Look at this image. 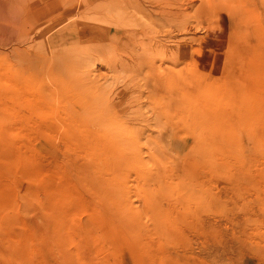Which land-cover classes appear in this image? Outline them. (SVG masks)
I'll list each match as a JSON object with an SVG mask.
<instances>
[{
	"label": "rangeland",
	"instance_id": "1",
	"mask_svg": "<svg viewBox=\"0 0 264 264\" xmlns=\"http://www.w3.org/2000/svg\"><path fill=\"white\" fill-rule=\"evenodd\" d=\"M241 1L15 0L0 264H264V0Z\"/></svg>",
	"mask_w": 264,
	"mask_h": 264
},
{
	"label": "bare ground",
	"instance_id": "2",
	"mask_svg": "<svg viewBox=\"0 0 264 264\" xmlns=\"http://www.w3.org/2000/svg\"><path fill=\"white\" fill-rule=\"evenodd\" d=\"M98 1V0H97ZM109 1V3L113 6V10L115 12H117L116 10H120L122 8H126V9H130V12L132 14H134V11H137L139 9H141L142 12H146L150 17H152L153 15H155V17L157 18H162V19H168L169 21H171L170 19H173L175 16L177 17L179 15V12L181 14L180 10H184L185 6L187 3H189V0H182L180 2H178V4L180 3V5H177L176 0H107ZM241 1V0H240ZM243 1H247V0H243ZM255 1V0H253ZM17 2V1H16ZM15 0H0V4L2 5L3 9H0V34L4 33L5 31L8 32V35L11 36L13 33V28H14V10H15V6L14 4L16 3ZM242 2V1H241ZM251 2V1H248ZM258 2V1H257ZM100 3V1H99ZM17 4V3H16ZM15 4V5H16ZM103 4V3H102ZM254 4V2H253ZM258 4V3H257ZM189 5V4H188ZM100 6V4H96L94 5V7H98ZM108 6V5H106ZM256 6V4H255ZM103 8V6H102ZM101 8V9H102ZM104 9V8H103ZM110 9V7H109ZM94 10V9H92ZM105 10H107L105 8ZM96 11V9H95ZM109 11V10H108ZM106 12V11H105ZM102 13V12H101ZM139 13V12H137ZM130 14V13H129ZM136 14V13H135ZM178 14V15H177ZM137 15V14H136ZM139 16V15H138ZM143 16V15H142ZM148 16V17H149ZM180 16V15H179ZM140 17V16H139ZM147 17V16H146ZM17 18V17H16ZM117 18L120 19H124V15H118ZM130 17L126 18L127 23L130 27H133V25H135L134 23H130ZM145 18V16L143 17ZM178 18V17H177ZM146 19V18H145ZM151 19V18H150ZM153 19V18H152ZM136 20V19H135ZM138 20V19H137ZM136 20V21H137ZM167 20V22H168ZM145 21V20H143ZM149 21V20H147ZM146 23V22H144ZM149 24V23H147ZM146 24V25H147ZM155 24V23H154ZM132 25V26H131ZM143 25V24H142ZM145 30V29H144ZM156 31V30H155ZM135 32V31H134ZM150 32V31H149ZM163 32V31H162ZM170 32V31H169ZM131 33V32H130ZM148 33V32H147ZM6 34V32L4 33ZM14 34V33H13ZM7 35V34H6ZM173 35V34H172ZM171 36V35H170ZM172 37V36H171ZM140 38V37H139ZM143 41V40H142ZM154 44V43H153ZM152 45V50L154 49V52H158L159 51V45L155 44V48ZM162 52L167 53V51L161 47L160 49ZM152 53L151 50L149 52V54ZM157 54V53H156ZM164 55V54H163ZM172 55V54H170ZM135 60V59H134ZM133 60V61H134ZM125 62V61H124ZM138 62V61H137ZM133 63H136L133 62ZM132 63V64H133ZM143 63V62H142ZM149 63V62H148ZM125 64V63H124ZM139 64V63H138ZM145 64V63H144ZM154 64V63H153ZM151 65V64H149ZM135 66V64H134ZM133 66V67H134ZM153 66V65H152ZM155 66V65H154ZM138 68V66H137ZM136 68V70H137ZM153 68V67H150ZM153 70V69H152ZM135 71V70H134ZM155 71V69H154ZM137 82V81H136Z\"/></svg>",
	"mask_w": 264,
	"mask_h": 264
}]
</instances>
